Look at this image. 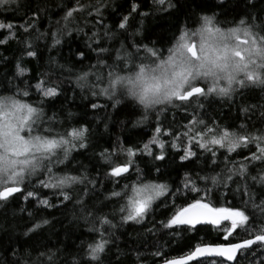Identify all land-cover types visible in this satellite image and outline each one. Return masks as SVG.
Wrapping results in <instances>:
<instances>
[{"label":"trees","instance_id":"1","mask_svg":"<svg viewBox=\"0 0 264 264\" xmlns=\"http://www.w3.org/2000/svg\"><path fill=\"white\" fill-rule=\"evenodd\" d=\"M132 2L133 0H99L98 3V0H80L86 10L75 14L72 27L83 31L73 30L70 34L60 36L61 44L55 46L52 33L63 28L62 16L68 8L79 6L77 0H17L16 4L0 8V23H12L16 33V38L0 44V94L24 89L44 79L47 84L60 89L57 97L47 99L41 105L45 112L44 126H50L58 132L73 127L88 129L87 147L74 148L67 160L54 164V173L58 176L87 177L82 183L65 189L70 196L69 200H63L59 190L39 187L38 178L33 177L22 187L36 191L39 199H48L53 207L38 205L36 198L25 200L22 193L10 197L7 203L0 202V264H19L17 256L35 260L42 252H55L57 264H73L74 260L79 261V264H95L86 255L87 246L94 241L96 234L88 231L91 217L88 221L85 220V209H100L117 225L116 228L109 229L112 242L101 255L103 264H161L165 258L171 260L186 255L200 240L204 243H226L221 239L222 233L209 226H198L200 231L195 233L161 227L160 222L166 221L171 215L173 197L167 194L156 202L154 211H150L141 224L122 223L118 211L113 214L122 201L111 197V193L121 191L125 184L137 182L138 175L145 181L167 184L174 192L176 186L181 185L185 173L195 178L198 172L207 174L212 169L220 172L225 168L227 153L225 150L218 151L216 164H212L210 153H202L181 162L179 157L183 153L171 148L170 136H163L162 139L169 142L166 143L163 160L137 154L128 173L119 178L109 177L107 173L110 167L101 153H105V156L116 163H123L127 159L125 155L119 152L112 156L109 154L120 145L125 148L141 147L153 135L157 117L163 127L182 131L181 126L191 116L183 109L169 107L163 112L154 110L148 114L147 120H143V109L133 101L121 98V102L113 107V100L104 96L93 97L87 89L77 87L76 76L90 71L98 59H103L108 65L113 64L117 49H120L122 43L136 40L151 45L155 42V46L164 50L166 55L173 35L178 34L181 28L197 27L202 15L216 13L218 23L228 27L244 16L246 11L253 10L251 6L246 8V0H225L223 4L218 3V0H172L176 6L168 11H158L153 0H136L140 7L138 12L132 13L125 33L116 26L129 13ZM93 5L100 7L101 16L96 15ZM89 12L92 14L89 15ZM140 12H147L148 15L141 16ZM254 14H260L261 21H264V0H257ZM98 19L101 21L99 24ZM33 21L35 27L28 32L20 27ZM104 25L108 26V35ZM137 30L139 35H131ZM93 32L97 36L90 41L89 37H92ZM8 35L7 30H0V39ZM27 44H31V50L36 52L35 57L25 54ZM98 46H103L108 51L98 57ZM77 51L84 52L85 58L78 59L75 55ZM18 61L28 70L23 76L17 75ZM107 71L108 69L103 70L105 78ZM90 79L95 80V77ZM27 99L37 103L42 97L36 93L35 88H31ZM93 102L100 107L92 109L90 104ZM202 102L204 108L199 109L198 113L208 123L215 121L230 129L244 124L251 133L264 130V86L239 90L231 99L212 96ZM249 107L250 111H241ZM191 111L190 108L189 112ZM52 117L54 119L50 120ZM152 148L154 153L160 152L155 145ZM195 150L201 153L198 147ZM251 151H255L254 145L251 150L238 149L229 158L237 162L238 167V162L244 161V157L250 155ZM157 167L159 172L156 171ZM261 167L258 163L249 165L250 175H257ZM137 168L141 170L139 174ZM197 183L203 185V181ZM247 183L250 186L249 196L255 201V205L249 200V196L244 195L242 182L239 186L230 183L229 189L215 190L209 195V199L218 206L234 205L246 209L254 230L256 225L264 224V209L259 207L261 201H264V186L251 179ZM191 195L187 193L177 197L176 203H181ZM77 200L82 203L78 204ZM245 201L248 203L245 204ZM29 213L32 215L29 216ZM43 219H47L49 224L43 225L29 236L24 235L27 228ZM247 236L248 233L241 230L238 236L230 239L239 242ZM157 251L161 253L160 256L154 255ZM213 260L217 264L222 261L207 259L204 264H212ZM238 264H264V248L253 245L245 255L239 256Z\"/></svg>","mask_w":264,"mask_h":264},{"label":"snow or ice","instance_id":"2","mask_svg":"<svg viewBox=\"0 0 264 264\" xmlns=\"http://www.w3.org/2000/svg\"><path fill=\"white\" fill-rule=\"evenodd\" d=\"M256 2L257 0H246V8L251 6L253 11H246L244 16L228 27L218 23L216 13L202 15L197 27H184L178 34L173 35L166 55L164 50L155 46V42L150 45L132 40L130 43H122L120 49H117L116 61L113 64L108 65L103 59H98L90 71L76 76L77 87L87 89L93 97L104 96L113 100V107L121 102V98L126 97L133 101L143 109V120L148 119L150 112H163L169 107L183 109L191 116V119L181 126L182 131L163 127L157 117L153 135L141 147L125 148L120 145L109 154L112 156L119 152L125 155L127 159L123 163H116L105 156V153H101L109 164V177L119 178L128 173L137 154L163 160L166 143H169L162 139L163 136H170L171 148L183 153L179 157L181 162L191 160L202 153H210L212 164H216L217 152L225 150L227 153L225 168L220 172H215V169L207 174L198 172L195 178L185 173L181 185L176 186L174 192L167 184L145 181L138 175L137 182L125 184L121 191L111 193V197L122 201L113 213L118 211L122 223L141 224L147 214L154 211L156 202L167 194L173 197L171 215L166 221L160 222L161 227L179 228L184 232L195 233L200 231L198 226L212 225L216 231L222 233L221 239L226 242L204 243L200 240L186 255L171 260L165 258L163 264H189L191 261L204 264V259L211 257L223 258L220 264H224V261L238 264L239 256L245 255L253 245L264 248V224L256 225L253 230L246 209L234 205L218 206L209 199V195L215 190L229 189L230 183L239 186L242 182L245 196H249V179L264 186V130L251 133L246 130L244 124L230 129L215 121L208 123L198 113L199 109L204 108V99L212 96L231 99L239 90L264 86V21H261L260 14H254ZM16 3L17 0H0V8ZM153 3L158 11H168L176 6L172 0H153ZM218 3L223 4L225 0H218ZM77 5L79 6L70 7L65 11L62 16L63 28L52 33L53 46L61 44L60 36L70 34L73 30L83 31L72 27L75 14L86 10L80 0H77ZM93 7L96 15L101 16L100 7ZM139 7L136 0H133L129 13L122 17L116 27L126 33L131 15L138 12ZM139 14L148 15L147 12ZM100 22L98 19L97 23ZM14 27L12 23H0V30L9 32L8 36L0 39V44L16 38ZM20 27L24 32H28L30 28L35 27V21ZM104 27L108 35V26ZM139 34L137 30L131 35ZM96 36L97 33L93 32L89 40ZM31 47V44H27L28 50L25 54L35 57L36 52L31 50ZM96 51L99 57V54L107 52L108 49L98 46ZM75 55L81 60L85 58L82 51H77ZM104 69H108L106 78ZM16 70L18 76H23L28 71L19 61ZM92 76L95 80L90 79ZM31 88H35L36 93L42 97L40 102L33 103L27 99L30 97ZM59 91L58 86L49 85L41 79L35 85H28L9 94H0V202L7 203L14 194L22 193L25 200L36 198L38 205L53 207L48 199H39L36 191L24 189L22 186L25 182L37 177L39 187L59 190V194L66 201L70 196L65 189L87 179L73 175L58 176L54 173V164L67 160L74 148L87 147L88 131L84 127H73L58 132L50 126H44L45 112L41 105L45 100L57 97ZM90 106L92 109L100 107L94 102ZM250 110V107L241 109L242 112ZM152 145L160 149L158 154L154 153ZM253 145L255 151L245 156L244 161L238 162V167L237 162L229 158L238 149L251 150ZM197 147L201 153L195 150ZM255 163L262 167L257 175L252 176L249 165ZM159 170L157 167L156 171ZM136 171L139 174L141 170L137 168ZM40 176L44 178H39ZM197 181H203V185ZM187 193L192 195L181 203H176L177 197ZM249 200L255 205L252 197L249 196ZM77 203L81 204L82 201L77 200ZM247 203L248 201H245V204ZM259 207L264 209V201H261ZM85 211V220L88 221L91 217V227L88 231L96 234L94 241L87 246L86 255L95 264H103L101 255L112 242L109 229L116 228L117 225L100 209ZM31 215L32 213H29V216ZM47 224V219L36 222L26 229L24 235L29 236ZM241 230L247 232L248 236L239 242H233L230 238L238 236ZM154 255L160 256L161 253L157 251ZM17 260L19 264H57L55 252H42L35 260L17 256ZM73 264H79V261L74 260ZM212 264L217 262L213 260Z\"/></svg>","mask_w":264,"mask_h":264},{"label":"water","instance_id":"3","mask_svg":"<svg viewBox=\"0 0 264 264\" xmlns=\"http://www.w3.org/2000/svg\"><path fill=\"white\" fill-rule=\"evenodd\" d=\"M17 194V193H16ZM15 195V194H14ZM203 226H209V227H212V228H215L214 226H212V225H203ZM179 258V257H178ZM175 259H177V258H175ZM207 259H220V260H223V258H220V257H211V258H205L204 260H207ZM196 261H191V262H189V264H193V263H195ZM225 263H227V264H233V262H231V261H224ZM161 264H163V263H161Z\"/></svg>","mask_w":264,"mask_h":264}]
</instances>
